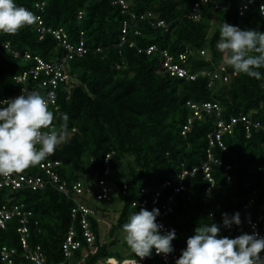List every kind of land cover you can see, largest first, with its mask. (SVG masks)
Returning <instances> with one entry per match:
<instances>
[{
	"label": "trees",
	"instance_id": "obj_1",
	"mask_svg": "<svg viewBox=\"0 0 264 264\" xmlns=\"http://www.w3.org/2000/svg\"><path fill=\"white\" fill-rule=\"evenodd\" d=\"M15 2L28 10L35 9L36 3L44 2L45 24L64 27L73 42L78 40L80 31H84L89 47L86 54L68 61L69 72L76 74L78 82L60 86L56 93L59 109L49 108L53 113L50 124L54 125V130L60 131L63 124L66 125L64 136L70 135L48 157L61 162L58 168L60 177L71 183L78 177L91 180L95 172L101 175L104 159L109 155L111 173L108 180L114 192L107 203L117 201L121 208L109 227L111 238L108 237L107 241L100 239V221L89 216L95 234L91 246L82 237L83 229L76 220L74 226L82 245L75 250L74 257L81 258L88 251L84 264H97L99 260L111 257L142 264H175L176 259L166 263L155 252L141 259L128 247L123 251L116 246L119 243L116 232L121 230L131 212H138L141 208H157L162 212L171 195L172 211L163 217L165 226L176 233L170 255L180 256L187 238L194 234L199 223L216 222L221 236L234 238L240 235L244 231L242 205L255 189L262 188V174L257 167L264 165V133L254 130L250 137H246L244 126L237 124L231 134L223 135L227 149L213 148L215 156L222 161L212 167L213 187L209 189L210 182L198 169L193 176L185 175L184 190L175 191L180 173L200 166L206 160L207 134L218 116L214 111L205 113L202 119L192 120L189 130L182 131L191 115L188 101L217 102L222 108L220 116L225 119L250 113L251 119L264 124V75L260 81L243 73L233 75L229 66L231 78L228 83L215 80L212 86H208V77L188 81L164 73L160 69L158 53L147 54L144 48L156 44L176 56L187 48L190 52L186 65L190 71L218 67L223 63L221 53L215 47L219 25L225 21L241 29L264 31V15L260 14L258 2L240 15L236 0H208L199 8V17L194 18L192 7L195 0H127L132 12H151L153 15L131 24L127 29V41L122 44L123 21L129 15L110 0ZM81 9L84 14L79 19L77 15ZM211 15L217 20L213 28ZM160 19L165 22L164 27L152 23ZM0 41H9L13 48L41 55L46 60L56 50L63 53L51 35L39 39L33 22L15 33L0 32ZM131 42L134 45L130 46ZM96 47H102L103 51L97 52ZM31 63L32 60L13 57L3 45L0 46V98L18 92L19 84L14 76ZM260 71L264 73V69ZM29 83L41 95L47 91L37 81ZM63 114H67L66 121L61 119ZM226 164L230 165L227 170ZM22 170L41 174L39 163ZM227 176H230L229 180ZM166 181L169 184L162 187ZM123 184L127 185L125 193ZM143 188L147 189L144 194L141 193ZM157 189L160 191L158 203L153 205L151 200ZM5 194L12 199L6 201ZM143 197L149 200L146 207L132 205L134 200ZM259 198L257 195V200ZM17 201L32 211L29 224L31 244L41 245L47 264H58L63 258L61 243L73 222L70 216L72 201L52 187L39 190L0 188V205ZM96 209L101 217L107 216L104 208ZM234 212L240 213L241 224L225 228L221 214L231 216ZM17 225L14 220L6 228H0V247L16 248L14 264H34L21 256ZM92 249L95 250L91 252ZM0 264L4 263L0 261Z\"/></svg>",
	"mask_w": 264,
	"mask_h": 264
},
{
	"label": "built area",
	"instance_id": "obj_2",
	"mask_svg": "<svg viewBox=\"0 0 264 264\" xmlns=\"http://www.w3.org/2000/svg\"><path fill=\"white\" fill-rule=\"evenodd\" d=\"M208 0H195L192 7V16L194 18L199 17V8L201 5ZM239 4V14L242 15L246 9L249 8L251 4L258 2L259 9L260 5L264 4V0H236ZM111 4L119 5L123 12L129 15L128 18L123 21V35L121 37V42L127 41V33L131 24L135 23L137 19H143L153 15L151 12H142L135 13L129 9V4L127 0H110ZM43 7L44 2L36 3V8L30 9L29 11L33 14V25L36 32L39 33V39H43L46 35H51L59 45V49H63V53L56 50L54 54L51 55L49 60H46L44 57L38 54H32L31 52L25 50L21 51L18 48H13L9 41L1 42L0 46H4L7 51L11 52L12 56L15 58H23L25 61L32 60L31 63L23 72L18 73L14 76L15 81L19 84V90L16 94L0 98V100H7L21 94V89H30L37 91L36 87L30 85V81H37L43 87L46 88V92L43 93L47 97L48 93H51L49 100V108L53 106L55 110L59 109L57 103V89L60 86H68L69 84L77 83L78 79L76 74L69 72L68 61L75 57H81L89 51V47L86 44L84 38V31H80L78 40L73 42L70 40L69 33L62 26L52 27L45 24L43 18ZM260 11V10H259ZM84 14V10L81 9L78 11V18L81 19ZM156 26H165L163 20H157V22L152 21ZM137 33V32H136ZM134 45L133 42L130 43V46ZM97 52H102V47H96ZM147 54L154 52L158 53L160 69L164 73H169L172 76L178 78H185L186 80H196L199 77H208V86H212L215 80H219L222 83H228L231 78V73L229 66L222 63L218 67L212 69H195L190 71L187 67V57L190 52L189 49L185 48L178 55H174L167 48H159L156 44H150L144 48ZM202 54L205 52L202 50ZM232 74L235 75L236 72L232 71ZM263 87H264V76H263ZM38 92V91H37ZM187 105L191 109V115L187 120V123L183 126V131L190 129L193 119H202L205 113L215 112L218 116L215 120L213 129L207 134L208 139V148L206 152V160L201 163L200 166H195L191 170H183L179 175V181L175 186V191H180L185 189L183 179L185 175L190 174L193 176L195 172L199 169L201 170L205 178L210 182V187L214 185V178L212 176L211 170L213 165L222 164V161L215 156L213 148L219 147L223 150H226L227 147L223 140V135L231 134L235 126L241 123L244 126V131L246 137H250L252 132L261 131L264 133V124L262 122L251 119L252 116L250 113H240L237 115H231L228 119L221 117L222 108L219 103L212 101H203V102H191L188 101ZM50 130H54V125L50 124ZM72 131H75L73 129ZM70 134V133H69ZM67 135V134H66ZM105 167L103 173L93 174L91 180H86L84 177H78L73 180L71 183H68L66 180L61 179L58 168L61 165V162L56 159H51L48 156L39 162V168L41 174H31L26 173L23 170L13 171L7 175H0V188L8 187L13 190L28 188L32 190L44 189L46 187H52L56 189L59 193L63 194L69 200L72 201L71 208V217L73 218L72 224L69 226V229L61 243L62 248V260L58 264H72V259L74 257L75 250L79 249L82 245V241L77 238V232L75 229L76 220L79 221L81 229H83V238L86 243L91 246L95 241V234L91 229V223L89 221V216L96 217L97 221H102V217L98 214V211L95 207L91 206L87 201V197H91L97 201L108 202L111 200V193L113 191L110 181L108 180L109 174L111 173L109 167V155H106L104 159ZM230 165L226 164L225 169H229ZM257 170L262 174V188L255 189L252 195L244 202L241 209L242 214V224L244 226V231L242 233L252 234L253 232L257 233L258 236H264V165H259ZM230 179V176H227V180ZM169 184L168 181L164 182L161 186ZM160 189V188H159ZM159 189L153 194L151 203L153 205L158 203L159 198ZM127 190V185L123 184L122 191L125 193ZM262 191V194H260ZM147 189H141V193H146ZM257 195L260 198L257 200ZM173 196L168 197V202L163 206L162 212L156 218V222L163 225L161 231L166 232L169 229L165 226L163 222V217L166 213L172 211L171 201ZM148 199L143 197L138 200H134L132 205L139 207H146L148 204ZM32 211L27 209L23 202L17 201L13 203H4L0 205V228L4 229L7 227V224L10 221L16 220L17 231L20 234L19 248L22 250V258L33 262L34 264H47L46 256L40 244H31L30 236V221H31ZM230 216V215H229ZM95 249H92L93 252ZM17 253L16 248L8 247L7 245H2L0 247V261L5 264H14V257ZM88 251H86L82 257L85 259ZM156 254V253H155ZM163 259L164 262L169 263L172 259H177L178 255H164L157 254ZM260 256L264 257V250L259 253ZM108 264H142L139 261H134L131 259H122L118 260L115 257L107 258Z\"/></svg>",
	"mask_w": 264,
	"mask_h": 264
},
{
	"label": "clouds",
	"instance_id": "obj_3",
	"mask_svg": "<svg viewBox=\"0 0 264 264\" xmlns=\"http://www.w3.org/2000/svg\"><path fill=\"white\" fill-rule=\"evenodd\" d=\"M259 10L264 15V4ZM32 22L33 14L15 0H0V32L15 33ZM215 47L221 53L222 62L234 72L257 81L262 79L264 31L241 29L224 21L218 27ZM51 95L48 93L46 97L22 88L20 95L0 100V175L38 164L64 139L66 125L62 124L60 131L49 128L53 119L48 106ZM61 119L66 121L67 114ZM159 215L157 208H141L131 212L121 225L124 241L136 257H150L153 252L168 255L173 251L175 230L161 231L163 225L156 222ZM221 216L225 228L241 224L239 212ZM219 233L216 222L199 223L175 264H264V257L259 255L264 250V236L253 232L229 238Z\"/></svg>",
	"mask_w": 264,
	"mask_h": 264
},
{
	"label": "rangeland",
	"instance_id": "obj_4",
	"mask_svg": "<svg viewBox=\"0 0 264 264\" xmlns=\"http://www.w3.org/2000/svg\"><path fill=\"white\" fill-rule=\"evenodd\" d=\"M210 22H211V25H212V28H213V26L217 22L216 17L214 15H211ZM212 28H210V29L212 30ZM69 135L70 134L65 135L64 136V139L62 141L66 140ZM4 199L6 201H9L12 198H10L7 194H5L4 195ZM86 201L91 206H93L95 208L96 207H99V208L102 207V208H104L105 212H107L106 213L107 216L102 217L103 220L100 222V232H101V238L100 239H101L102 242L109 240V238H111V237H109L108 230H109V227H110L113 219L117 216L116 214H118V211L121 208V203H119L117 201H114V202H111V203H107L105 201H97V200L92 199L90 196L87 197ZM116 236L119 239V243L116 245L117 246V249H121L122 248L123 251H125V250L127 251V245H125L124 233L122 232V230L117 231L116 232ZM121 245H123V246H121ZM125 256H127V255H125ZM116 259L121 260L118 257H116ZM106 260L107 259H101V260L98 261L97 264H108ZM72 264H84L83 257H81V258H75V257H73Z\"/></svg>",
	"mask_w": 264,
	"mask_h": 264
}]
</instances>
